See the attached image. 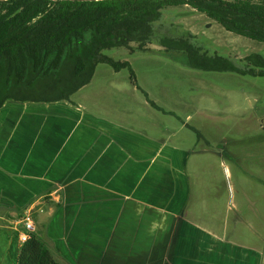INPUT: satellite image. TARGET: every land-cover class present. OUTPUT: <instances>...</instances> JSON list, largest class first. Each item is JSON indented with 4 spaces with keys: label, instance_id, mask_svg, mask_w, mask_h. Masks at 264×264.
Instances as JSON below:
<instances>
[{
    "label": "crops",
    "instance_id": "1",
    "mask_svg": "<svg viewBox=\"0 0 264 264\" xmlns=\"http://www.w3.org/2000/svg\"><path fill=\"white\" fill-rule=\"evenodd\" d=\"M72 97L0 109V264H17V219L36 208L62 264H264V155L227 161L241 138L215 124L224 110L123 124Z\"/></svg>",
    "mask_w": 264,
    "mask_h": 264
},
{
    "label": "trees",
    "instance_id": "2",
    "mask_svg": "<svg viewBox=\"0 0 264 264\" xmlns=\"http://www.w3.org/2000/svg\"><path fill=\"white\" fill-rule=\"evenodd\" d=\"M185 5L231 33L264 44V0H0V109L7 101L71 102L90 84L99 64L116 72L129 68L134 79L129 62H117L103 51L132 43L143 48L153 41L162 11ZM163 46L185 52L196 70L255 74V68L235 69L225 58L202 54L188 39L164 38ZM248 60L261 69L253 76L264 77V57L255 54ZM17 264L62 263L50 243L32 232Z\"/></svg>",
    "mask_w": 264,
    "mask_h": 264
},
{
    "label": "rangeland",
    "instance_id": "3",
    "mask_svg": "<svg viewBox=\"0 0 264 264\" xmlns=\"http://www.w3.org/2000/svg\"><path fill=\"white\" fill-rule=\"evenodd\" d=\"M164 38L188 39L202 54L225 58L235 69L255 68L253 75L261 72L248 58L255 54L264 57L263 43L227 31L189 5L167 7L155 23L152 42L143 48L132 43L127 48L103 51L117 62H129L135 78L129 68L116 72L107 64H99L92 82L73 95V102L76 100L85 109L123 124L180 126L195 109L200 112L210 109L216 113L224 110V115L216 114L215 124H226V135L241 138L240 143L225 146L228 151L236 148L241 154L240 160L235 162L228 156L226 159L233 165L239 164L242 171H250L254 157L264 155V148L257 144L264 137V77L253 76L249 71L243 75L196 70L190 67L185 52L167 50L163 46ZM147 97L175 117L152 113L155 111L147 103ZM250 97L251 103L248 102ZM219 116L223 118L220 121ZM199 121L197 117L192 123ZM212 135L219 143V136ZM39 212L38 208L25 210L17 220L31 214L37 232L44 224L37 223Z\"/></svg>",
    "mask_w": 264,
    "mask_h": 264
},
{
    "label": "built area",
    "instance_id": "4",
    "mask_svg": "<svg viewBox=\"0 0 264 264\" xmlns=\"http://www.w3.org/2000/svg\"><path fill=\"white\" fill-rule=\"evenodd\" d=\"M18 240L21 245H24L30 238V234L35 232V223L31 218V214H26L20 221V228L18 227Z\"/></svg>",
    "mask_w": 264,
    "mask_h": 264
},
{
    "label": "water",
    "instance_id": "5",
    "mask_svg": "<svg viewBox=\"0 0 264 264\" xmlns=\"http://www.w3.org/2000/svg\"><path fill=\"white\" fill-rule=\"evenodd\" d=\"M53 2H95V1H102V0H50Z\"/></svg>",
    "mask_w": 264,
    "mask_h": 264
}]
</instances>
